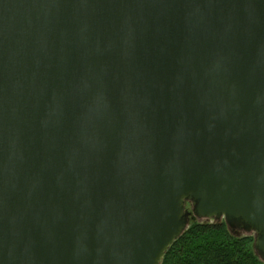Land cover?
<instances>
[{
  "label": "water",
  "instance_id": "95a60500",
  "mask_svg": "<svg viewBox=\"0 0 264 264\" xmlns=\"http://www.w3.org/2000/svg\"><path fill=\"white\" fill-rule=\"evenodd\" d=\"M193 218L264 260V0H0V264H161Z\"/></svg>",
  "mask_w": 264,
  "mask_h": 264
},
{
  "label": "trees",
  "instance_id": "16d2710c",
  "mask_svg": "<svg viewBox=\"0 0 264 264\" xmlns=\"http://www.w3.org/2000/svg\"><path fill=\"white\" fill-rule=\"evenodd\" d=\"M255 236L235 235L225 220L193 219L166 252L161 264H264Z\"/></svg>",
  "mask_w": 264,
  "mask_h": 264
},
{
  "label": "rangeland",
  "instance_id": "374dc122",
  "mask_svg": "<svg viewBox=\"0 0 264 264\" xmlns=\"http://www.w3.org/2000/svg\"><path fill=\"white\" fill-rule=\"evenodd\" d=\"M192 203L190 202V201H187L186 202V208L188 209V210H192ZM194 219V218H193ZM195 219H197V220H201V221H205V220H209V219H206V218H195ZM221 220H225L224 218H222V219H216V221H221ZM192 221V220H191ZM230 228V230H231V232L233 233V234H235V235H253V236H255L254 235V233H252V232H250V233H248V232H245V231H243L242 229H240V228H237V227H235V228H233V227H229ZM255 249V248H254ZM256 251V250H255ZM256 253H257V251H256ZM258 254V253H257ZM259 255V254H258ZM264 261V260H263Z\"/></svg>",
  "mask_w": 264,
  "mask_h": 264
}]
</instances>
